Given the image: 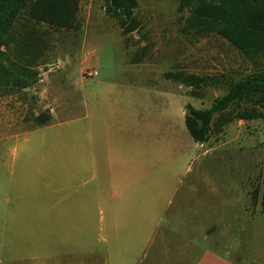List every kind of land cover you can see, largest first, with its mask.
<instances>
[{"label":"rangeland","instance_id":"374dc122","mask_svg":"<svg viewBox=\"0 0 264 264\" xmlns=\"http://www.w3.org/2000/svg\"><path fill=\"white\" fill-rule=\"evenodd\" d=\"M136 1L131 32L105 0H81L76 28L22 14L1 46L0 216L10 219L0 222V264H103L105 198L129 169L157 198L176 187L186 205L217 207L201 230L211 225L229 256L264 250V119L239 117L261 110L264 84L249 86L264 48L191 27L186 0ZM230 92L196 142L187 104L208 108Z\"/></svg>","mask_w":264,"mask_h":264},{"label":"crops","instance_id":"0c3cea01","mask_svg":"<svg viewBox=\"0 0 264 264\" xmlns=\"http://www.w3.org/2000/svg\"><path fill=\"white\" fill-rule=\"evenodd\" d=\"M19 131L20 127H15L13 134ZM129 171L114 183L113 193L105 198L113 206V215L109 220L105 215L101 219L112 223L113 231L100 237L106 244L103 264H264L263 249L234 259L229 256L227 244L224 251L215 246L219 237L211 225L202 233L205 221H217V207L201 208V202L186 205L177 199L176 187L165 190L166 199L157 198L152 185L138 184L131 178L132 169ZM175 206L177 209H173ZM220 213L224 214L222 210ZM9 219L0 216L1 223Z\"/></svg>","mask_w":264,"mask_h":264},{"label":"trees","instance_id":"16d2710c","mask_svg":"<svg viewBox=\"0 0 264 264\" xmlns=\"http://www.w3.org/2000/svg\"><path fill=\"white\" fill-rule=\"evenodd\" d=\"M81 0H0V48L7 43L14 24L25 14L35 23L56 29L72 30L79 22ZM106 11L114 15L124 32L135 29L132 24L136 0H105ZM191 10L189 25L217 31L240 49L264 48V0H186ZM23 45H27L23 43ZM264 72L251 80L249 90L263 87ZM236 98L233 92L217 97L208 108L187 104L185 125L196 142H206L213 129L214 114L226 109ZM261 110L243 112L242 119H264V96L259 98ZM258 197L253 194V202ZM264 213V192L261 197Z\"/></svg>","mask_w":264,"mask_h":264},{"label":"built area","instance_id":"2783aa9c","mask_svg":"<svg viewBox=\"0 0 264 264\" xmlns=\"http://www.w3.org/2000/svg\"><path fill=\"white\" fill-rule=\"evenodd\" d=\"M90 73L93 74V75H96L98 72L96 70H93Z\"/></svg>","mask_w":264,"mask_h":264}]
</instances>
